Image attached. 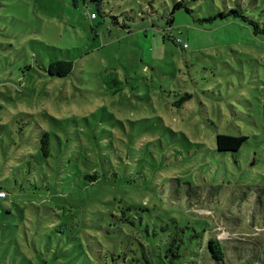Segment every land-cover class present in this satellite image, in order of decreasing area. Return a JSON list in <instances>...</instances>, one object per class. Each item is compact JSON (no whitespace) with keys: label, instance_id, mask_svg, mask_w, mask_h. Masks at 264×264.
<instances>
[{"label":"rangeland","instance_id":"obj_1","mask_svg":"<svg viewBox=\"0 0 264 264\" xmlns=\"http://www.w3.org/2000/svg\"><path fill=\"white\" fill-rule=\"evenodd\" d=\"M237 4L264 22V0H0V185L23 187L0 199V264H100L128 206L264 264V35L218 15ZM217 134L247 139L218 152Z\"/></svg>","mask_w":264,"mask_h":264},{"label":"trees","instance_id":"obj_2","mask_svg":"<svg viewBox=\"0 0 264 264\" xmlns=\"http://www.w3.org/2000/svg\"><path fill=\"white\" fill-rule=\"evenodd\" d=\"M182 7H186L182 1L175 2L173 12ZM94 15L96 18L97 15ZM218 15L224 21L235 23L237 21L234 22L233 20H238L241 24L251 27L255 35H264V22L259 23L247 16L246 10L240 4H237L236 7L231 8L228 12H220ZM171 20L172 18L168 17L166 21L171 24ZM72 69L73 64L70 61H53L49 65L47 73L65 77L71 73ZM189 98V94H185L184 97H181L182 102L177 107L180 109ZM171 108L176 109V107ZM179 128L183 129L184 127L181 126ZM166 130L170 134L176 135L171 129L166 128ZM176 132L184 133L183 130H176ZM172 138L177 141L175 137ZM246 139L245 136L232 137L217 134L215 140L216 149L218 152H238ZM167 143L169 145V139ZM35 144L38 155L48 159L51 155L49 134L43 132L41 138L37 141L35 140ZM81 177L83 178L85 189H88L89 186L97 185L100 180L99 172L95 170L87 172ZM34 179L35 177L33 176ZM22 189L23 187H14L12 192L22 191ZM0 192L5 194L0 199L7 198L10 194L9 196L12 200V192L8 193L1 185ZM115 201L117 199L112 200V204ZM120 202L118 200V203ZM118 210L111 209L110 214H108L110 223H107L106 226L104 224V227L100 226V229L106 232L104 235L107 240L104 244H99V249L94 252L95 257H100V264L109 263L107 254L110 255L111 264H119L120 260L125 264H222L227 258V251L222 247L223 239L217 237L223 232L214 235L216 233L214 231L208 234L205 233L207 230H203V233H199L193 227L180 225L174 218H170L166 222L160 220L154 226H149L148 224L143 226L144 217L148 210L145 207L128 206L126 209L118 208ZM94 231L98 232L99 230L94 228ZM114 234H117L116 238ZM84 254L87 253L84 252ZM86 256L88 257V255Z\"/></svg>","mask_w":264,"mask_h":264},{"label":"built area","instance_id":"obj_3","mask_svg":"<svg viewBox=\"0 0 264 264\" xmlns=\"http://www.w3.org/2000/svg\"><path fill=\"white\" fill-rule=\"evenodd\" d=\"M95 17V15L94 14H92L91 15V18H94ZM5 196V194L4 193H2V192H0V198H3Z\"/></svg>","mask_w":264,"mask_h":264}]
</instances>
